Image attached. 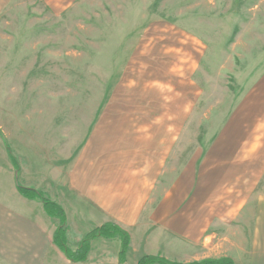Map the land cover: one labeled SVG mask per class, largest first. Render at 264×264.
<instances>
[{
    "label": "rangeland",
    "instance_id": "374dc122",
    "mask_svg": "<svg viewBox=\"0 0 264 264\" xmlns=\"http://www.w3.org/2000/svg\"><path fill=\"white\" fill-rule=\"evenodd\" d=\"M91 144L122 150L110 155L114 162L145 167L156 195L161 173L169 178L173 170L177 211L197 202L181 197L185 170L195 196L200 183L207 194L219 179L239 178L237 187L228 182L225 198H205L200 211L234 210L251 190L257 206L264 197V0H0V198L13 200L19 182L60 205L64 225L35 193L26 196L41 204L15 212L39 219L50 239L64 227L74 253L103 225L121 228L69 189ZM128 184L137 191L138 183ZM115 239L91 241L84 263L52 242L45 264H121ZM127 254L123 264H139Z\"/></svg>",
    "mask_w": 264,
    "mask_h": 264
},
{
    "label": "crops",
    "instance_id": "0c3cea01",
    "mask_svg": "<svg viewBox=\"0 0 264 264\" xmlns=\"http://www.w3.org/2000/svg\"><path fill=\"white\" fill-rule=\"evenodd\" d=\"M121 151L104 150L103 145H88L82 153L85 155H81V163L71 173L70 183L66 182L70 191L88 201L86 203L90 211L105 217L110 215L112 222L131 233L127 256L133 255L138 258V262L144 256H160L169 260L170 255L181 254L184 257L181 259H185L183 263L230 258L235 264H264V197H258L257 206H253L250 203L254 199L251 190V194L246 199L242 198L234 210L222 211L217 206L214 211H200L205 198H225L223 194L233 190L227 188L228 182L237 187L239 178H231L225 184L219 179V185H214L207 194L200 183L195 196L192 194L194 183L186 181L190 170H185L182 172L184 181L181 197L185 203L190 198L197 202L189 204L187 208L186 204H182L185 207L177 211L179 208L173 203L174 171H170L169 178L161 173L156 184L162 181L165 188L162 187L161 194L156 195L157 189L151 192L154 187L148 181L152 179L151 172L145 167L135 170L122 164V159L116 162L110 159V155L115 153L119 157ZM159 164L155 163L151 168L157 169ZM128 181L138 183L137 191L135 186H129ZM13 189V200L9 197L6 200L0 198V264H45L46 253L53 246L54 232L51 239L48 238L39 219L15 212L33 211L30 203H41L39 200L25 199L17 186ZM238 191H234L236 198L241 195ZM133 193L140 194L137 200ZM168 196H171V202ZM217 236L223 237L224 243L220 240L213 246V239ZM210 244L213 253H208L205 248Z\"/></svg>",
    "mask_w": 264,
    "mask_h": 264
},
{
    "label": "trees",
    "instance_id": "16d2710c",
    "mask_svg": "<svg viewBox=\"0 0 264 264\" xmlns=\"http://www.w3.org/2000/svg\"><path fill=\"white\" fill-rule=\"evenodd\" d=\"M7 151L9 152L10 156L12 153V149L6 144ZM11 152V153H10ZM12 161H16V159L11 156ZM16 163V162H15ZM18 167V163H16ZM17 190L19 193L23 196H26L28 193H35L36 198L39 199L43 205L45 206V212L47 215L52 218L56 219L58 218L62 224H65V217L66 214L63 210V208L53 202L48 201L42 193H39L36 190L24 188L22 187L19 182L16 184ZM26 198H29L26 196ZM54 207L55 211H53L50 207ZM61 224V226H63ZM66 230L61 229L59 227L58 231H56L53 235V242L54 244L66 255L69 261H72L73 263H84L87 261V256L90 253V242L93 241L96 238H106L110 241L116 240L115 238L119 237L121 244H122V251L120 253L121 261L120 263L123 264L124 260H122V255H125L128 251V248L130 246V241L126 237V233L119 228L118 226L114 224H105L102 227H100L98 230L93 231L91 234L86 235L80 242V245L77 249V251L70 252L67 248L66 240L64 239ZM67 233V232H66ZM139 264H235L234 261L230 258H221V259H208L202 262H193V263H178V262H172L162 257H151V256H145L142 258L139 262Z\"/></svg>",
    "mask_w": 264,
    "mask_h": 264
}]
</instances>
